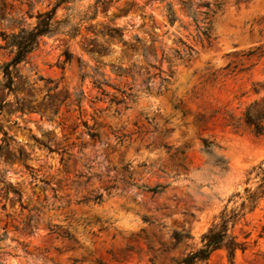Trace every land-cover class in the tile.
<instances>
[{
  "label": "rangeland",
  "instance_id": "374dc122",
  "mask_svg": "<svg viewBox=\"0 0 264 264\" xmlns=\"http://www.w3.org/2000/svg\"><path fill=\"white\" fill-rule=\"evenodd\" d=\"M55 2L0 0V46ZM94 2L57 6L55 19L77 33L42 36L17 64L11 90L0 71V172L21 193L5 197L0 183L1 264H174L225 205L240 203L227 201L233 192L256 185L246 178L264 161V119L256 134L245 112L264 108V0H102L83 19ZM187 4L199 25L205 16L210 43L197 39ZM184 44L194 53L176 58ZM11 56L0 47V66ZM115 87L129 93L123 103ZM115 133L127 136L118 142ZM141 184L168 185L151 193ZM175 231L191 237L175 243ZM232 232L245 244L235 264H264V195ZM194 264L229 263L220 248Z\"/></svg>",
  "mask_w": 264,
  "mask_h": 264
},
{
  "label": "trees",
  "instance_id": "16d2710c",
  "mask_svg": "<svg viewBox=\"0 0 264 264\" xmlns=\"http://www.w3.org/2000/svg\"><path fill=\"white\" fill-rule=\"evenodd\" d=\"M67 0H56L55 4L52 5L49 9L38 12L36 14V21L34 25L31 27L20 26L18 30L12 31L10 33L4 34L2 39L4 40V44L0 47H10L12 50L11 58L4 62L0 66V71L2 74V86L8 90H11L14 74L16 72V66L18 63L24 61L26 56L35 50L38 46L39 40L44 35H51L58 31H65L69 33L71 36L75 35L78 31L76 26H71L69 29H64L66 27V22L62 20L55 19V11L58 5L65 2ZM102 0H95L94 9L90 15H84L83 19H91L96 14V8ZM206 8H209V3L206 2L203 4ZM189 9V13L191 14L193 21L196 25L197 31V39L202 43L205 41L206 43H210V35H209V24L205 21V16L200 19L201 24H198V19L196 18V11L192 10L190 5H186ZM168 19L169 22L172 23L175 19L171 8L168 4ZM202 14H206V11H202ZM121 34V33H120ZM254 51V50H253ZM252 50L249 53L253 52ZM176 58L183 59L184 57L190 58L194 53V48L190 45L184 44V49L182 52L178 50L175 51ZM143 54L145 55V51L143 49ZM165 58L164 54L163 57ZM69 60V55H66V59ZM153 67H156L154 64H150ZM247 68H240L239 71H242ZM132 70H122V73H118L119 75L126 73L130 74ZM133 72L139 73V70L136 69V65L133 66ZM87 73H82V76ZM149 76L146 77V80ZM96 84L100 86L103 81L95 80ZM264 86V83H263ZM116 92L121 96L116 99V103H123L124 98L128 97L129 93L125 91V89H120L115 87ZM255 90V88H254ZM178 103L173 104L174 108L178 107ZM182 114H185V111H182ZM213 113L211 114V116ZM203 116H198V119H202ZM264 119V108L259 110V112L253 114L250 113L249 108H247L245 112V123L252 128V131L256 134H259L263 130V126L261 121ZM234 124V122H231ZM86 132L88 134L89 140L91 142L99 141L101 138V134L96 126H88L85 124ZM6 133L4 132V135ZM115 138L118 142H122L124 138L127 136L124 133L114 134ZM5 141V138H3ZM202 147L207 154H210L211 162L218 166L220 169L226 168L225 160L217 155L212 154L213 151V142L202 139ZM264 161L259 162L256 165H253L249 171L248 175L253 174L252 177L247 176L246 183L252 178L255 179L256 185L254 187L245 186L242 192H233L227 199L228 202L233 201L236 197L241 198L240 203L232 208H228L225 205L218 213L217 218L210 226L201 233L200 235V245L193 250L188 251L179 261L174 264H194V263H206L213 253V251L217 249H224L226 252V257L229 264H235L234 255L237 249L243 250L245 248L244 241H240L237 239L236 235L233 234V227L236 221L244 215V210L247 208L248 210H252L257 200L264 195ZM0 183L2 184V190L4 196L7 197L9 194L16 197L20 200L21 193L19 189L7 183L4 175L0 172ZM168 184H155L154 186L147 185H138V187L150 191L151 193H161L164 188ZM94 200H100L101 194H97L93 197ZM31 220V216L28 217V223ZM53 229L54 228H50ZM56 231V230H54ZM62 236H66L71 238L69 232L65 231L63 233H58ZM6 237V232L2 231L0 233V241ZM191 235L186 231H175L173 232V239L175 243H179L186 238H190ZM1 264V263H0Z\"/></svg>",
  "mask_w": 264,
  "mask_h": 264
},
{
  "label": "bare ground",
  "instance_id": "6f19581e",
  "mask_svg": "<svg viewBox=\"0 0 264 264\" xmlns=\"http://www.w3.org/2000/svg\"><path fill=\"white\" fill-rule=\"evenodd\" d=\"M124 217V216H123ZM126 219V218H125Z\"/></svg>",
  "mask_w": 264,
  "mask_h": 264
}]
</instances>
